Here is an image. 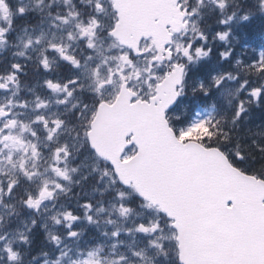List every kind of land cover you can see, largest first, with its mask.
Here are the masks:
<instances>
[{"label": "flooded vegetation", "instance_id": "af4514ba", "mask_svg": "<svg viewBox=\"0 0 264 264\" xmlns=\"http://www.w3.org/2000/svg\"><path fill=\"white\" fill-rule=\"evenodd\" d=\"M68 1L5 0V4H0V28L4 30V34L17 33V36L10 40H13L12 46L9 48V44L4 47L2 53V57L6 58L4 71L9 74H2L0 70V85H3L0 87V102H4L5 107L14 103L32 107L34 121L40 119L46 121L43 109L51 108V117L58 120L61 128L58 141L73 139L71 134L66 132L64 124L70 126L72 131L75 130L72 115L67 113L72 107L68 105L62 108V105L68 102L67 92L74 95V89L69 90L70 79L65 75L73 74L76 70L79 73V68L83 66L81 62H84V53L76 54L73 57L71 40L66 38L65 47L58 45V28L61 25L69 27L74 20L72 6ZM195 2L197 0H186V3L190 5ZM98 5L96 6L98 7ZM59 7L63 8L64 12V15L60 17L58 15ZM19 9L24 10L23 14ZM65 20L67 23L64 22ZM4 41L6 42V39ZM37 41L39 42L37 43ZM42 47H48L50 54L43 57L47 60V69L44 66L40 67L38 63V49H42ZM57 49H63V54ZM65 55L72 57L77 64L74 65L71 61L65 60ZM13 65H19L20 69H15ZM75 66H79V68ZM48 81H51L56 87L50 88ZM62 89L63 94L60 99L58 91ZM75 95L78 100H81L79 91L75 90ZM81 112L82 110H76L75 114L78 116ZM13 117L20 121L11 120L6 116V122L1 127L3 131L0 133V139L4 141V144L12 143L20 137L19 134L14 135L19 133L22 127L21 121L26 120L24 112H15ZM58 130V124L53 123L48 134L56 135Z\"/></svg>", "mask_w": 264, "mask_h": 264}, {"label": "snow or ice", "instance_id": "6c2138e0", "mask_svg": "<svg viewBox=\"0 0 264 264\" xmlns=\"http://www.w3.org/2000/svg\"><path fill=\"white\" fill-rule=\"evenodd\" d=\"M215 2L217 4V7L223 13L226 10V8H227L228 0H215ZM200 3H201V5H203L204 0H200ZM0 4H5V0H0ZM98 7H102V5H98ZM261 7H264V4H262ZM19 11H20L21 14H23V12H24L23 9H19ZM192 14H195V10L193 11ZM236 16H237V13L233 12L231 15H228L225 19H222L220 21V23L224 24V25H227V24L231 23L235 19ZM240 19H241L242 22H249L250 19H251V16H250V14H242ZM64 22L67 23L66 20ZM93 27H96V28L99 27V24L95 20L93 21ZM110 35H115V31L111 32ZM217 35H218L219 40L227 41L230 38L231 33H230L229 30H225L223 32H218ZM3 36H4V30L2 28H0V43L3 42ZM69 38H71V37H69ZM203 39L206 42L207 38L204 37ZM38 42L39 41H37V43ZM89 47H93L91 42H89ZM57 50L60 51L61 54H63V49H57ZM209 53H210V50L205 51V50H202L200 48L196 49L197 58L207 57L209 55ZM183 55L189 61H191L193 59V57L191 55V45H189L188 48L185 49ZM222 55L224 56L225 59H227L230 54L229 53H222ZM64 59L68 60V61H71V63L74 64V65L77 64V62L70 56H66L65 55ZM240 63H241L240 61H237V64H240ZM43 66H44L45 69L48 68V64H47V60L46 59L43 62ZM13 67L15 69H17V70L20 69L19 65H13ZM248 70L249 71H253V72H255L258 75L264 76V51H261L259 53V56H258L257 60H254V61H252L249 64ZM183 74H184V66L177 64L175 66V71L172 74L173 76L176 77L175 80H174V85H182V80L184 78ZM227 78L228 79H235V77H232L231 75H229ZM213 80L215 81L216 87L219 88L223 84V82L225 80V77L224 76L213 77ZM72 82L75 83V81H72ZM47 83H48V86L50 88L56 87L51 81H48ZM101 86L103 87V85H101ZM0 87H3V85H0ZM200 88H201L202 91H204V93L206 95L208 94V90L204 88L203 83H201ZM243 88H248V81L245 80L243 82L242 89ZM182 92H183V87L181 86L179 91H175L174 92V95L172 96V100L170 102L169 107L174 106L175 103L178 102ZM69 95H71V93H69ZM247 95L250 96L257 103V106H259L260 102L264 101V87H252V88L249 89ZM0 111H2V109H0ZM246 112H247V108L245 107V104L243 102H241L239 104V106H238V109L234 112L233 123H235L236 121H238L241 118H243L244 115L246 114ZM200 127H208V122H195L194 121L190 128H188V129L180 128L179 129V136L180 137H185V136L189 135L190 132H192L195 129L200 128ZM2 131L3 130L0 129V132H2ZM170 131L173 132V135L176 134V129H171L170 128ZM211 135H214V134L209 129V136H211ZM0 142H2V140H0ZM215 150L219 151V149H215ZM236 158L243 159V156L240 155L239 153H237V157ZM125 183H127V182H125ZM239 199H240V197L238 195H230V196L227 197V201H229V203H227L226 206L223 205V204L221 205V208H220V211H219V215L221 216V218L225 222H227V221H229L231 219V215L230 214L232 212V209H234V208L235 209H239V206H240L239 205ZM28 205H29V207H35L36 206L31 199H29ZM85 207L90 209L91 205L90 204L89 205H85ZM260 207L264 208V204H261ZM131 211L132 210L130 208L121 206L120 215L121 216L129 215V214H131ZM226 213L228 215H226ZM166 215H167L168 220H169V226L170 227L174 226L175 218L172 216L171 213H166ZM53 219L56 221V224H58V225L61 224V220L56 219L55 217H53ZM87 219H88L89 223L93 222V218L91 216H88ZM64 220L68 222L67 223V228L70 230L68 232V236L70 238H78L80 233L75 231V230H72V229L74 227V224L79 220V217L73 215L72 212H67V213L64 214ZM109 223H111V221ZM149 224H150V226H146L144 223H141L138 226H136L133 229V231L134 232H139V233H144V234H150V233H155L160 228L159 222H156V223L149 222ZM175 226H178V225H175ZM104 234L108 235V233H104ZM119 235H120V230H117V231H114V232L111 233V236L115 237L117 239L119 238ZM53 239L55 240L57 246H59L61 241L58 238H55V237H53ZM115 247H116V245H113V248H115ZM157 247H160V246L157 245ZM9 251L11 252V249H9ZM97 251H99V250H97ZM80 255L83 256L84 254L80 253ZM134 255L137 256V257H140V259L142 260L144 254H143V251H141V252H135ZM67 256H68V252L62 251L60 257L55 261V264H61L63 259L65 257H67ZM94 256H95V253H93V252H89L88 253V257L89 258L94 257ZM11 259L12 260H16L17 259V255L14 252L11 255ZM70 264H98V262H95L92 259L70 260ZM113 264H128L127 256L122 254L117 260L113 261Z\"/></svg>", "mask_w": 264, "mask_h": 264}, {"label": "water", "instance_id": "95a60500", "mask_svg": "<svg viewBox=\"0 0 264 264\" xmlns=\"http://www.w3.org/2000/svg\"><path fill=\"white\" fill-rule=\"evenodd\" d=\"M157 1L159 0H134L133 2L130 3V0H115L116 2L115 7L116 10L119 12V16L121 18V21L117 27L115 35L123 44L131 48H134L133 47L134 37L137 38L138 36V39H140L142 36H144L146 34L144 33L145 27L148 24H150V22H151V26H154L153 18H155L156 14H155V9L154 8L152 9V4ZM163 1L167 2V0H163ZM152 12L154 13V16L151 19ZM135 31L137 32V35L134 36ZM167 105L168 103L163 104L162 107L163 111L167 107ZM153 116L159 122L163 116L162 109L155 110ZM166 136L165 138H167L168 140L172 138L169 135L167 137ZM203 153L205 154V157H210V156L216 157L219 155V152L217 151H207ZM227 173L229 176V180H234L237 174L236 171H234L231 168L227 169ZM161 181L163 182V187L158 188V192L156 194V197L158 199H153V200L157 203H160L164 208V210L167 213H171L172 216L174 217V212L178 211L177 210L178 201L185 193V189L188 188V186L179 185L176 182V176L173 172L166 173ZM237 184L239 186L240 191L242 192L240 194H243V192H245V179L239 178L237 180ZM199 201L202 204L205 201V199L200 198L198 199V201H196L195 199H192L190 196H187L185 199H183L182 204L188 206V208H190L191 210L192 208H194V205H196ZM181 207L184 208L183 206ZM261 228L262 227L260 226V222H248L245 224V263L244 264H247L246 259L248 256H250L252 260L251 262L252 264H259L260 260L262 259V255L260 251L257 248L252 247L250 245V238L257 235L260 232ZM237 240L239 244L242 242V239L239 237L237 238Z\"/></svg>", "mask_w": 264, "mask_h": 264}, {"label": "trees", "instance_id": "16d2710c", "mask_svg": "<svg viewBox=\"0 0 264 264\" xmlns=\"http://www.w3.org/2000/svg\"><path fill=\"white\" fill-rule=\"evenodd\" d=\"M248 109L243 127L241 123L233 124L221 120L209 123L207 131L210 129L217 135L207 138L206 142L221 149L230 147V157L236 166L264 178V107L253 103ZM237 153L243 159L236 158Z\"/></svg>", "mask_w": 264, "mask_h": 264}, {"label": "rangeland", "instance_id": "374dc122", "mask_svg": "<svg viewBox=\"0 0 264 264\" xmlns=\"http://www.w3.org/2000/svg\"><path fill=\"white\" fill-rule=\"evenodd\" d=\"M160 68L156 67L153 70V73H156ZM223 75H219L218 77H221ZM252 87H248V88H243L239 87V86H229L227 87V89H223L222 91L225 93V97L224 99H230L232 96H235L237 94H241L242 92H245L246 96H245V103H249L251 101V97L247 95V92L249 91V89ZM213 111V109L207 108L205 110L201 109V108H197V114L195 116L194 121L195 122H203L204 118L207 117L211 112ZM203 114V115H201ZM193 121V122H194ZM193 124V123H192ZM192 124L190 126H188V128H190L192 126ZM36 173H32V172H27L26 174H24V176H26L27 179L29 180H36L38 179V176H36ZM105 183L107 185H110L113 183V179L111 177L107 178L105 180ZM22 238L21 234H16L15 235V240H11V238H6L5 236H2L0 238V264H6L4 262L5 257H11L12 253L14 252L13 248L16 245L21 246V244L19 243V240ZM27 241V240H26ZM24 245H26V242L24 243ZM9 249H11V252L9 251ZM15 253V252H14ZM85 259H91L88 257V255L84 258H79L78 260H85ZM70 263V262H69ZM139 264V263H137Z\"/></svg>", "mask_w": 264, "mask_h": 264}, {"label": "bare ground", "instance_id": "6f19581e", "mask_svg": "<svg viewBox=\"0 0 264 264\" xmlns=\"http://www.w3.org/2000/svg\"><path fill=\"white\" fill-rule=\"evenodd\" d=\"M256 10V7L254 4H251L250 6H248L246 8V11L247 12H254ZM201 27L206 30L207 32L209 33H213L217 30H219L220 26L217 24V22L211 18V17H208L206 15L203 16V21L201 23ZM253 75V83L254 84H257L258 82H260L261 80V75H258L256 73H251ZM263 107H264V104H263Z\"/></svg>", "mask_w": 264, "mask_h": 264}]
</instances>
